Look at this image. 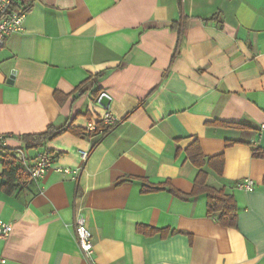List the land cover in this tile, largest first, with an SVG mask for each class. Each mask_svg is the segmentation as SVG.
<instances>
[{
    "label": "crops",
    "instance_id": "1",
    "mask_svg": "<svg viewBox=\"0 0 264 264\" xmlns=\"http://www.w3.org/2000/svg\"><path fill=\"white\" fill-rule=\"evenodd\" d=\"M22 2L24 31L0 49V135L13 137L0 160V220L13 228L0 258L89 264L73 230L81 213L95 264H264V0ZM106 112L110 131L87 133L103 131ZM65 126L75 133L26 147L52 153L47 175L9 193L2 165L19 138ZM193 141L223 157L220 177L204 170L233 195L235 228L207 216L204 194L143 193L191 194ZM245 180L254 190L235 191Z\"/></svg>",
    "mask_w": 264,
    "mask_h": 264
},
{
    "label": "built area",
    "instance_id": "2",
    "mask_svg": "<svg viewBox=\"0 0 264 264\" xmlns=\"http://www.w3.org/2000/svg\"><path fill=\"white\" fill-rule=\"evenodd\" d=\"M26 18V12L22 7L19 6V0H0V49L5 46L6 39L9 35L20 34L24 31V21ZM115 119L113 116L106 112L102 117L101 123L106 128H112L115 124ZM264 128V126H263ZM87 133L105 134L104 131L98 130L97 127L90 123L86 128ZM12 136L0 135V160L5 159L9 149L8 141L12 139ZM26 146L23 143H20L19 147L15 149L12 154V161L15 166H18L20 170L26 176V179L18 182L19 187H23L25 183L38 182L47 175V173L52 169L53 166V155L48 150H41L35 153L32 158H29L26 155ZM87 152H80V158L85 162L88 158ZM64 173L69 175L71 180L75 181L78 176L77 171L64 170ZM235 191L241 192H252L254 190V185L251 181L245 180L237 183L234 187ZM12 225L5 223L0 220V239H7L12 233ZM76 242L79 250L81 251L83 257L89 262V264H95L92 261L93 255V243L92 236L89 232L85 219L78 213L74 218V229ZM0 264H8L6 259L0 258Z\"/></svg>",
    "mask_w": 264,
    "mask_h": 264
},
{
    "label": "trees",
    "instance_id": "3",
    "mask_svg": "<svg viewBox=\"0 0 264 264\" xmlns=\"http://www.w3.org/2000/svg\"><path fill=\"white\" fill-rule=\"evenodd\" d=\"M19 6L22 7L25 12H27L30 8V5H25L22 0H19ZM78 91H81L80 87L78 88ZM55 98L60 101V97L58 94H55ZM102 128L106 134L108 133V131H110V128ZM64 132L75 133L74 129L66 126L59 129L48 127L47 130L42 134L27 135V137L23 136L19 139L24 143L27 149L36 150L42 147L46 141L51 140L53 137H56ZM229 145L230 144L228 143L227 146ZM186 155L190 163L197 169H199V173L194 181V186L191 194H181L176 189H172L170 186H161L159 188L145 186L143 189V193L166 190L171 195H173L175 199L177 198L184 201H188L190 198H195L199 195L204 194L207 197V216L215 217L224 227L235 228L238 210L235 199L234 197H232L233 195L227 192L225 186L216 188L207 185L208 173L204 170V168H208L220 177L224 163L223 157L218 156L214 158H205L200 151L197 141H193L191 145L186 149ZM254 156L256 158H264V153L260 152L259 150H255ZM9 157L11 158L12 156ZM2 166V176L6 181L5 188H7V191L9 193H12L17 189V187H19L18 182L26 179V176L18 167L14 166L13 163H8L7 165ZM152 232H161L165 234L167 231L152 230Z\"/></svg>",
    "mask_w": 264,
    "mask_h": 264
},
{
    "label": "water",
    "instance_id": "4",
    "mask_svg": "<svg viewBox=\"0 0 264 264\" xmlns=\"http://www.w3.org/2000/svg\"><path fill=\"white\" fill-rule=\"evenodd\" d=\"M98 103L105 109L109 108L110 100L106 95H101Z\"/></svg>",
    "mask_w": 264,
    "mask_h": 264
}]
</instances>
